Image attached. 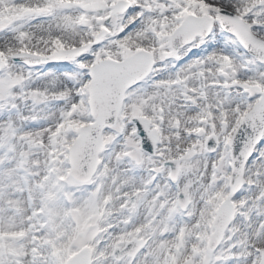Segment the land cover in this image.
Wrapping results in <instances>:
<instances>
[{
	"label": "snow or ice",
	"instance_id": "obj_1",
	"mask_svg": "<svg viewBox=\"0 0 264 264\" xmlns=\"http://www.w3.org/2000/svg\"><path fill=\"white\" fill-rule=\"evenodd\" d=\"M0 264H264V0H0Z\"/></svg>",
	"mask_w": 264,
	"mask_h": 264
}]
</instances>
